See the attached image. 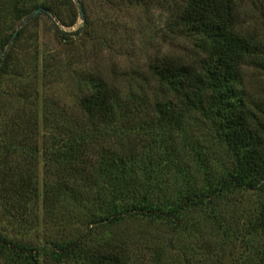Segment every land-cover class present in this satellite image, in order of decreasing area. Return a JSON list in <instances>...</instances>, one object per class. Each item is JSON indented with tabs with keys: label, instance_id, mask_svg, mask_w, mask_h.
Returning <instances> with one entry per match:
<instances>
[{
	"label": "trees",
	"instance_id": "obj_1",
	"mask_svg": "<svg viewBox=\"0 0 264 264\" xmlns=\"http://www.w3.org/2000/svg\"><path fill=\"white\" fill-rule=\"evenodd\" d=\"M164 1L171 14L166 29L189 38L200 57L155 58L135 84L121 85L128 74L116 68L85 72L74 120L52 123L53 113H42V218L72 223L70 213L61 215L71 207L81 211L86 229L77 237H47L57 264H201L194 258L199 242L207 249L231 239L264 264V202L237 234L223 230L222 217L234 195L264 191V96L254 98L244 83L246 65L264 70V35L245 26L241 0ZM2 4L0 216L15 236L0 232V264H41L44 248L25 240L39 225L38 100L31 82H15L23 76L17 50L23 29L8 33L7 26L51 7L35 0ZM131 220L158 224L163 235H143L137 252L114 230ZM98 230L106 235L94 243Z\"/></svg>",
	"mask_w": 264,
	"mask_h": 264
},
{
	"label": "rangeland",
	"instance_id": "obj_2",
	"mask_svg": "<svg viewBox=\"0 0 264 264\" xmlns=\"http://www.w3.org/2000/svg\"><path fill=\"white\" fill-rule=\"evenodd\" d=\"M35 1L46 2L51 7V12H41L27 23L14 22L7 27H9L8 33L23 29L17 49L21 53L18 63L23 76L15 82H31L34 85L39 111V155L36 169L39 188V225L34 230L25 232V240L44 248V254L40 257L41 264H57L49 258L47 237H77L85 233L86 229L80 224L83 220L81 211L71 207H68L65 213L62 211L61 215L67 219L70 213L73 216L71 218L74 219L72 223L50 225L51 223H46L42 218L43 139L46 133L42 121L43 111L53 113V118L52 115L50 116L52 123L54 120L59 122L66 117L74 120L78 116L77 104L81 96L78 80L85 72L102 70L105 73L116 68V73L128 74L127 81L119 80L121 85L129 82L135 84L141 80L137 74L143 79L147 77L142 72L155 58L172 55L188 56L192 59L200 57L201 54L193 50V43L189 38L170 33L166 29V22L171 14L164 0ZM4 2L7 0H0V6ZM78 3L83 9L87 24L84 23L81 12L79 13ZM240 4L241 10L245 12L243 18L248 19L246 15H249L245 26L249 29L254 26L259 34L264 35V0H241ZM1 7L3 8V4ZM82 26L85 27V31L76 34ZM57 30H62L68 37L65 40L61 39ZM69 40L71 43H68ZM244 83L247 91L254 98L264 96V70L246 65ZM90 193L87 191L84 197L87 199ZM233 199L222 206L225 223L223 230L229 229L230 233L237 234L244 217L264 202V191L240 192L234 195ZM10 227L0 216V232L15 236ZM101 230L93 232L94 243L101 242L106 235V232ZM114 230L118 233L122 232L125 238L133 242L137 252L142 246L139 239L143 235L154 238L156 235H163L164 232V228H160L158 224L139 220H131ZM212 243L205 249L204 242H199L198 249L194 252L195 260H199L201 264H255L253 249L245 246L238 239H231L224 246H220V242Z\"/></svg>",
	"mask_w": 264,
	"mask_h": 264
}]
</instances>
